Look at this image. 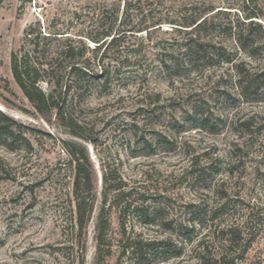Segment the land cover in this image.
Listing matches in <instances>:
<instances>
[{
    "label": "rangeland",
    "instance_id": "rangeland-1",
    "mask_svg": "<svg viewBox=\"0 0 264 264\" xmlns=\"http://www.w3.org/2000/svg\"><path fill=\"white\" fill-rule=\"evenodd\" d=\"M128 3L130 24H162L122 37L101 64L110 71L107 79L90 80L89 94L62 109L79 134L57 109L49 119L36 112L11 71V54L25 32H67L79 44L96 33L104 6L111 8L104 19L109 25L125 19ZM211 8L213 22L199 32L210 44L209 56L183 62L190 28L171 22L183 24L191 13ZM246 14L257 16L252 39L264 41V0H0V107L25 125L31 142L0 145V264H100L105 171L122 181L125 194L108 198L112 253L103 264H195L200 242L212 254L225 250L228 224L241 228L244 238L228 261L264 264V96L238 94V70L261 71L264 46L250 55L229 30L230 21L248 24ZM220 47L232 53L231 62L213 55ZM93 55L83 49L80 58ZM172 56H180L176 74L162 66ZM66 142L86 150L92 165L94 207L82 234L75 226V163ZM126 204L132 206L125 214ZM135 205H145L148 215L135 212ZM195 208L200 215L191 212ZM128 239L165 241L170 249L123 254Z\"/></svg>",
    "mask_w": 264,
    "mask_h": 264
},
{
    "label": "trees",
    "instance_id": "trees-1",
    "mask_svg": "<svg viewBox=\"0 0 264 264\" xmlns=\"http://www.w3.org/2000/svg\"><path fill=\"white\" fill-rule=\"evenodd\" d=\"M126 9L123 10L122 15L125 17L123 21L117 23V17L114 22L106 25L104 19L110 13V9L104 6L101 9V18H97L96 33L86 34L84 38H79L76 44L75 40L67 32L43 33L40 29L30 27L24 34L21 48L13 51L11 54V71L16 84L22 90L24 96L27 98L33 109L41 116L49 119L52 110L57 109L56 116L61 119L64 124L71 127L76 134V128L79 126L72 118L66 119L62 109H70L75 104L73 97L77 96L83 98L91 91L90 80L99 78H106L110 75L109 69L105 65H101L110 51H114L117 47L118 41L128 34H135L147 30L150 27L161 25L162 22L153 23L151 26L138 28L130 24L128 20V13L130 3L125 4ZM211 8L209 12H193L187 17L183 24L178 22H171L174 25L190 28V36L186 39L184 47L180 51L182 61L189 64H195L199 60L206 58L209 52L208 46L210 44L205 42L199 36V32L206 25L213 22L215 17ZM257 18L255 15H245V20L251 19L247 24L246 21L237 24L229 22V30L238 43V46L248 54L261 49L264 46V41L257 42L252 39L253 25H257L252 18ZM178 28V27H176ZM179 29V28H178ZM189 30V29H188ZM186 29V31H188ZM59 41L55 44L54 41ZM86 40V42H84ZM92 43V44H90ZM263 43V44H262ZM263 45V46H262ZM83 49L93 52V57L82 61L80 56L83 54ZM213 55H221L226 61L231 62L233 56L231 52H227L223 47L214 48ZM217 49V50H216ZM221 50V51H220ZM252 50V51H251ZM224 53H221L223 52ZM101 55V56H100ZM100 56V57H99ZM180 56H172L169 59H162V66L166 71L179 72L181 68ZM96 61L100 67V71L96 72L91 65V61ZM93 61V62H94ZM89 62V63H88ZM128 62V60H127ZM125 64V63H123ZM129 64V63H127ZM131 64V62H130ZM238 67V66H236ZM171 74V73H170ZM239 85L238 94L240 97L260 99L264 96V68L261 71L251 73L249 70L239 69ZM43 83L48 86L46 90ZM206 121V120H205ZM215 124L211 126L214 127ZM25 125L19 123L13 117L0 109V145L12 146L20 139L28 146L31 142L24 136ZM217 129H212L216 132ZM67 151L75 163V175L72 186V194L75 200V226L80 234L88 226V219L93 212L94 207V187H93V172L92 165L86 150L77 148L75 144L66 142ZM123 183L117 180L116 177H110L107 171L103 174V204L100 208L97 224V256L100 264L107 256L112 253L108 242V231L110 229V222L107 218V202L109 195L115 192L114 200L125 194L122 191ZM113 200V201H114ZM132 204H126L123 212L126 214L130 211ZM196 207V206H193ZM135 212L139 211L141 214L148 215L145 205L134 207ZM193 214H199L200 210L196 208L191 211ZM198 215V216H199ZM192 217L191 223H197L196 219ZM195 225H192L194 227ZM187 227V226H186ZM123 232L126 230L123 224ZM188 229V228H187ZM224 232V247L225 250L216 254H212L207 245L202 242L198 245V252L196 255L195 264H231L228 257L232 255L244 238L242 237V230L234 224H228L222 230ZM243 238V239H242ZM253 239L248 241V245ZM128 243L123 249V254L127 251L138 256H145L147 250L158 249L168 251L169 246L165 241H143L138 239H128ZM158 244L154 247L152 245ZM246 250V248H245ZM180 252H176L174 256H178Z\"/></svg>",
    "mask_w": 264,
    "mask_h": 264
},
{
    "label": "water",
    "instance_id": "water-1",
    "mask_svg": "<svg viewBox=\"0 0 264 264\" xmlns=\"http://www.w3.org/2000/svg\"><path fill=\"white\" fill-rule=\"evenodd\" d=\"M1 110H3L1 107H0Z\"/></svg>",
    "mask_w": 264,
    "mask_h": 264
}]
</instances>
